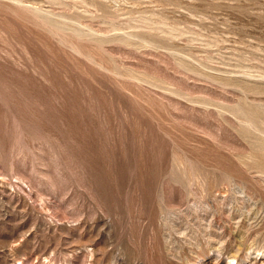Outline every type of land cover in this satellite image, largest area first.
<instances>
[{"label":"rangeland","instance_id":"obj_1","mask_svg":"<svg viewBox=\"0 0 264 264\" xmlns=\"http://www.w3.org/2000/svg\"><path fill=\"white\" fill-rule=\"evenodd\" d=\"M0 264H264V0H0Z\"/></svg>","mask_w":264,"mask_h":264}]
</instances>
